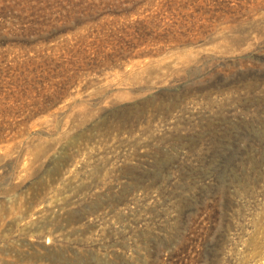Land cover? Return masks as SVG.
<instances>
[{
  "label": "rangeland",
  "instance_id": "374dc122",
  "mask_svg": "<svg viewBox=\"0 0 264 264\" xmlns=\"http://www.w3.org/2000/svg\"><path fill=\"white\" fill-rule=\"evenodd\" d=\"M0 264H264V0H0Z\"/></svg>",
  "mask_w": 264,
  "mask_h": 264
}]
</instances>
